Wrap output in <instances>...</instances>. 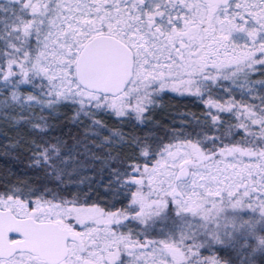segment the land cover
<instances>
[{
	"label": "snow or ice",
	"instance_id": "1",
	"mask_svg": "<svg viewBox=\"0 0 264 264\" xmlns=\"http://www.w3.org/2000/svg\"><path fill=\"white\" fill-rule=\"evenodd\" d=\"M168 94L195 111L154 128ZM22 157L0 264H264V0H0Z\"/></svg>",
	"mask_w": 264,
	"mask_h": 264
},
{
	"label": "trees",
	"instance_id": "2",
	"mask_svg": "<svg viewBox=\"0 0 264 264\" xmlns=\"http://www.w3.org/2000/svg\"><path fill=\"white\" fill-rule=\"evenodd\" d=\"M162 107L157 109L153 116L154 124L151 125L152 127L159 126V129H166L169 127V121L172 116L176 115L178 111L184 110H193L195 109L192 107L190 102L186 99L176 97L172 94H168L164 96L163 100L161 101ZM58 124H63L64 121H57ZM114 121H109V124L112 125ZM158 134L163 136V131H158ZM26 164V159L21 158L19 160L14 158H0V170L3 169H11L13 171H18L24 169Z\"/></svg>",
	"mask_w": 264,
	"mask_h": 264
}]
</instances>
